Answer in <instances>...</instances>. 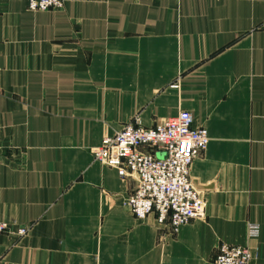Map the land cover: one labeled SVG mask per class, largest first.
<instances>
[{"label": "crops", "instance_id": "0c3cea01", "mask_svg": "<svg viewBox=\"0 0 264 264\" xmlns=\"http://www.w3.org/2000/svg\"><path fill=\"white\" fill-rule=\"evenodd\" d=\"M64 1L0 0V264H211L223 244L264 264V0ZM181 111L210 142L205 218L175 232L92 151Z\"/></svg>", "mask_w": 264, "mask_h": 264}, {"label": "built area", "instance_id": "2783aa9c", "mask_svg": "<svg viewBox=\"0 0 264 264\" xmlns=\"http://www.w3.org/2000/svg\"><path fill=\"white\" fill-rule=\"evenodd\" d=\"M64 5V0H28L32 12L59 10ZM209 142L207 131L195 127L192 114L181 111L152 128L142 126L137 118L105 137L92 153L95 160L116 169L120 177L136 180L127 201L135 218L145 220L156 215L160 226L177 232L181 226L205 218L206 200L192 182L191 168ZM260 230L259 224L249 223L247 238L257 239ZM9 231V225L0 222V236ZM28 232L29 228L19 227L16 234L24 237ZM252 257L248 246L223 244L211 264H250Z\"/></svg>", "mask_w": 264, "mask_h": 264}]
</instances>
